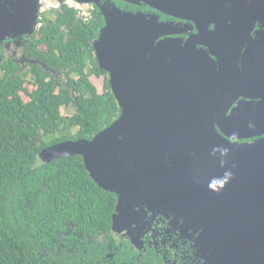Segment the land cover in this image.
Listing matches in <instances>:
<instances>
[{"label":"water","instance_id":"1","mask_svg":"<svg viewBox=\"0 0 264 264\" xmlns=\"http://www.w3.org/2000/svg\"><path fill=\"white\" fill-rule=\"evenodd\" d=\"M72 1L95 6L104 19L93 52L108 74L120 114L90 140L43 149L41 161L81 156L92 180L117 195L112 229L126 230L133 245L141 232L134 238L129 225L148 211L176 221L186 218L184 224L207 232L220 230L221 249L210 251L209 264H264V139L244 145L213 140L214 111L206 105L208 84L199 62L191 59L187 44L156 42L168 29L155 16L122 11L116 5L121 0ZM135 1L164 13L194 6V0ZM197 1L235 9V0ZM20 2L13 21L0 17V43L36 30L38 0ZM216 113V120L235 118V111ZM215 147L221 149L207 157Z\"/></svg>","mask_w":264,"mask_h":264},{"label":"trees","instance_id":"2","mask_svg":"<svg viewBox=\"0 0 264 264\" xmlns=\"http://www.w3.org/2000/svg\"><path fill=\"white\" fill-rule=\"evenodd\" d=\"M92 14L85 23L67 7L42 15L24 48L40 63L0 62V264H163L116 238L117 197L81 156L39 161L43 149L90 140L119 117L93 52L104 19L95 6ZM90 77L102 79L100 92Z\"/></svg>","mask_w":264,"mask_h":264},{"label":"flooded vegetation","instance_id":"3","mask_svg":"<svg viewBox=\"0 0 264 264\" xmlns=\"http://www.w3.org/2000/svg\"><path fill=\"white\" fill-rule=\"evenodd\" d=\"M193 3V7H173L168 13L142 1L121 0L116 5L122 11L155 16L158 22L167 25L168 34L156 42L175 40L188 45L189 56L199 62L195 63L197 69L208 84L206 105L214 111L212 123L216 135L213 140L232 145L259 142L264 139L260 128L264 126V0H235L233 10L207 6L197 0ZM21 4L20 0H0V17L13 21ZM32 35L5 38L0 43V62L9 59L25 69L31 63H40L30 59L24 50ZM225 110V116L235 111V118L229 120L223 116L216 120V111ZM214 149L206 151V156H213L221 148ZM182 219L176 221L172 216L166 218L147 211L136 225H129L134 238L141 232L138 245L131 243L126 230L112 229V232L116 238L127 240L130 250L140 252L139 257L153 256L163 264H209L210 251L221 249L217 239L220 230L207 232L204 226L186 225V218ZM219 219L211 220L220 222ZM211 220L209 222L213 223ZM114 255L110 251L107 258L111 260Z\"/></svg>","mask_w":264,"mask_h":264},{"label":"built area","instance_id":"4","mask_svg":"<svg viewBox=\"0 0 264 264\" xmlns=\"http://www.w3.org/2000/svg\"><path fill=\"white\" fill-rule=\"evenodd\" d=\"M39 4V19L37 26L41 25L40 19L41 16H47L52 11H58L63 7L70 8L76 12L78 17L81 19L82 22H88L92 18L94 6L93 5H84L81 3H77L72 0H38Z\"/></svg>","mask_w":264,"mask_h":264},{"label":"rangeland","instance_id":"5","mask_svg":"<svg viewBox=\"0 0 264 264\" xmlns=\"http://www.w3.org/2000/svg\"><path fill=\"white\" fill-rule=\"evenodd\" d=\"M90 81L92 82V84H94V86L100 92L101 91V87H102V79L101 78L90 77ZM61 113L64 116L72 115L74 113V108L73 107H69V108H65V109L63 108L62 111H61ZM40 160L41 159L39 158V161Z\"/></svg>","mask_w":264,"mask_h":264}]
</instances>
